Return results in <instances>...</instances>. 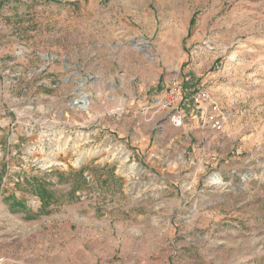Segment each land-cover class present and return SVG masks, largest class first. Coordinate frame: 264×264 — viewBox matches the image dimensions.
<instances>
[{
	"label": "rangeland",
	"instance_id": "rangeland-1",
	"mask_svg": "<svg viewBox=\"0 0 264 264\" xmlns=\"http://www.w3.org/2000/svg\"><path fill=\"white\" fill-rule=\"evenodd\" d=\"M0 264H264V0H0Z\"/></svg>",
	"mask_w": 264,
	"mask_h": 264
},
{
	"label": "built area",
	"instance_id": "built-area-1",
	"mask_svg": "<svg viewBox=\"0 0 264 264\" xmlns=\"http://www.w3.org/2000/svg\"><path fill=\"white\" fill-rule=\"evenodd\" d=\"M183 91V83L177 78H173L167 84L164 96L157 101L159 108H171L173 110L170 119L174 126L183 125V112L179 106ZM186 98H188L189 104L191 102L193 106L205 109L204 123L216 129L223 125L224 116L220 113L216 103L211 101L208 91L199 90L193 93L191 97Z\"/></svg>",
	"mask_w": 264,
	"mask_h": 264
},
{
	"label": "trees",
	"instance_id": "trees-1",
	"mask_svg": "<svg viewBox=\"0 0 264 264\" xmlns=\"http://www.w3.org/2000/svg\"><path fill=\"white\" fill-rule=\"evenodd\" d=\"M25 181H27V182H29V179H25ZM33 183V186H35V183L34 182H32ZM43 182H38V184H36L37 185V188H35L34 187V192H36V194L39 196L40 195V198L42 199L41 201H42V203H43V201H45L46 199V189L43 187ZM39 186H41V188L39 187ZM14 199V205L16 206V207H20V208H22V209H26V207L24 206V204H23V202H18L15 198H13Z\"/></svg>",
	"mask_w": 264,
	"mask_h": 264
},
{
	"label": "crops",
	"instance_id": "crops-1",
	"mask_svg": "<svg viewBox=\"0 0 264 264\" xmlns=\"http://www.w3.org/2000/svg\"><path fill=\"white\" fill-rule=\"evenodd\" d=\"M139 60H140V58H139ZM142 60H144V59H142ZM140 61H141V60H140ZM116 79H117V81L119 82V79H122V78H118V77H116ZM130 101H131L132 103H135L136 106H137V105L140 106V105H143V104H145V103L148 102V96H147V95H139V96L133 95V96H131ZM184 106H185V108H186V104H185Z\"/></svg>",
	"mask_w": 264,
	"mask_h": 264
},
{
	"label": "bare ground",
	"instance_id": "bare-ground-1",
	"mask_svg": "<svg viewBox=\"0 0 264 264\" xmlns=\"http://www.w3.org/2000/svg\"><path fill=\"white\" fill-rule=\"evenodd\" d=\"M79 99L82 100V104L80 105V107L86 109V107L88 106V100H87V98H85V97H81V95H80Z\"/></svg>",
	"mask_w": 264,
	"mask_h": 264
},
{
	"label": "water",
	"instance_id": "water-1",
	"mask_svg": "<svg viewBox=\"0 0 264 264\" xmlns=\"http://www.w3.org/2000/svg\"><path fill=\"white\" fill-rule=\"evenodd\" d=\"M79 89V88H78ZM81 97H86V94H84V93H82L81 94ZM73 104H82V100L81 99H79V100H75L74 102H73Z\"/></svg>",
	"mask_w": 264,
	"mask_h": 264
}]
</instances>
